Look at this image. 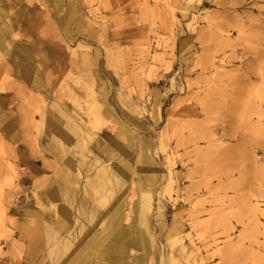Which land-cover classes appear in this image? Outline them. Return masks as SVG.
Here are the masks:
<instances>
[{"label":"rangeland","instance_id":"rangeland-1","mask_svg":"<svg viewBox=\"0 0 264 264\" xmlns=\"http://www.w3.org/2000/svg\"><path fill=\"white\" fill-rule=\"evenodd\" d=\"M20 4L15 44L33 53L23 65L34 84L0 51V264L63 263L68 254H49L58 241L33 256L27 243L67 206L75 215L67 233L93 223L64 197H96L81 176L97 145L121 179L99 213L119 190L125 220L133 215L140 191L122 165L142 166L161 264L169 255L179 264H264V0ZM66 166L81 177L66 180L67 195L57 184Z\"/></svg>","mask_w":264,"mask_h":264},{"label":"crops","instance_id":"crops-1","mask_svg":"<svg viewBox=\"0 0 264 264\" xmlns=\"http://www.w3.org/2000/svg\"><path fill=\"white\" fill-rule=\"evenodd\" d=\"M22 4H20V0H18L16 3H12L10 2V0H1L0 1V40L1 39H5V43L2 44L0 41V51L2 52L3 55H5L6 57H8L10 66L12 68V62H19L25 72V77L24 80L33 83L34 82L32 80H30L28 78V74H29V70H25L26 68L23 65V61L25 59H28L30 64H34V57H33V53L30 51V49H28V46H24V48H19L17 47V45L15 44L16 41H18L17 39H15L16 36V30L19 28V26L23 25L24 23V15H21V13H19V9H21ZM2 11V13H1ZM9 12H11L9 14ZM9 14V16L7 15ZM6 16V17H4ZM1 47L3 49H1ZM16 51H19L21 54H23V60L22 59H18L19 55L16 53ZM13 69V68H12ZM24 75V74H23ZM47 115V114H46ZM49 116V115H48ZM51 117V116H49ZM82 139H80L81 141ZM80 144V143H79ZM107 153V155H111V151L109 149H104L103 147L97 145V151L95 152V154H93V157L99 161V162H107V160L101 159L100 157V153L104 151ZM113 156V155H112ZM126 159L128 160V162H131L129 154L125 153L123 154L122 157H120V159ZM139 165L140 164H145L146 163V159L145 157L139 160ZM108 165H110V169L111 171L114 173V175H116L115 172V168L113 163H108ZM123 178L127 179L129 177V175L131 174H144L143 173V168L142 166L138 167V168H131L129 163L124 162L123 165ZM134 169V170H133ZM129 174V175H128ZM117 177V176H116ZM135 177V176H134ZM118 179V177H117ZM120 180L121 183V179ZM65 183L62 182L63 187V192L66 191L65 187L68 188V185H64ZM117 185L114 186L113 191L114 192L117 188ZM116 188V189H115ZM54 189V188H53ZM53 190L51 189L50 192V197L54 196L53 194ZM75 197H73L76 202H81V201H85V197L81 196L76 198L77 195L76 193ZM73 194V195H74ZM113 193L110 194V196ZM118 194H119V190H118ZM72 195V194H71ZM64 197V196H63ZM82 197H84L85 199H83ZM140 198V197H139ZM95 199V198H94ZM94 199L91 200L90 198H87L86 201H88L89 204V209L84 211V213H89V216L94 218L95 220L93 221V223L90 226L87 227H83L81 224V221L79 223V226L76 227V231L74 233L78 234V236H75L70 233H67V229L73 224V220L71 219V216H75V215H71L68 213V204L66 205V209H67V213L64 216H56L55 220L52 221V227H45L44 224L39 225L36 224L35 226L39 227L38 232V236L34 241L28 242L27 246L29 248V251L31 252V255H35L37 253H39L40 250H42L44 248L45 245H47V243L45 244L46 241H58V243H60V247H56L53 246L52 243L50 245H52V247L50 248L49 254L52 256V258L57 259V257H62L64 255V253L67 255V258L63 261L62 264H73V260L76 259V254L78 253V251L84 246V243L81 244L83 237L87 236L86 238L90 240V244H93L95 246H97V248L99 246H110V245H114L116 244L117 240L119 239L120 235L119 232L123 231L125 233H129L131 236H134L136 239H138V245L137 248H135V254L134 252H132V250L128 251L127 257H126V261H133L134 258L136 257H142L139 259H141V264H147V260L149 258L150 255H152L155 259L156 264H161L160 261H162V259L164 258L161 254L160 248L157 247L156 245V238H155V230H157V225H155V227H153L148 219V215L149 212L151 210V199H150V210L147 213L143 212V209L141 207V202L138 205V209L133 213V215L130 217H126L128 219V221L125 220L124 218V212L122 209V213H123V218L121 221H119V223L117 222V224L115 225L114 228L111 227L110 224L114 223L115 218L113 217V214H111L112 209L114 208V205L116 204L117 200H118V196L116 198V201L114 202V204L104 212V214H100L99 213V209H98V205L94 202ZM93 201V202H92ZM66 204V203H65ZM94 204V205H93ZM63 208H65V206L63 205ZM95 209L94 211L92 209ZM159 210V208H158ZM83 211V210H82ZM104 219H109L108 221H106V226L105 228H107L108 231H106V234L104 233L102 227H103V220ZM143 220V222L141 221ZM46 221H50V218H47ZM142 223H144V227L142 225ZM161 223V222H159ZM34 226V228H35ZM18 229L20 230V236L24 237V234L27 232V230H29L25 224H19ZM69 228V229H70ZM79 228V229H78ZM78 229V230H77ZM33 230V229H32ZM60 231V232H59ZM127 231V232H126ZM58 232V233H57ZM64 234L62 237L56 238L57 234ZM117 235V236H116ZM148 239V241L150 242L149 245H147V243L145 242V240ZM76 241V242H75ZM149 246V247H148ZM144 249V250H143ZM149 250L148 253H145V251ZM36 252V253H35ZM112 251L111 250H107L106 252H104L103 250V254H105L106 256V261L109 258V255ZM65 255V257H66ZM93 256V255H92ZM91 256V259H93ZM114 259L117 258L116 254L113 255ZM80 262L78 261V264ZM25 264V263H24ZM168 264H179L176 259L169 255L168 256Z\"/></svg>","mask_w":264,"mask_h":264},{"label":"bare ground","instance_id":"bare-ground-1","mask_svg":"<svg viewBox=\"0 0 264 264\" xmlns=\"http://www.w3.org/2000/svg\"><path fill=\"white\" fill-rule=\"evenodd\" d=\"M17 1L18 0H10V2H12V3H16ZM262 26H264V25H262ZM0 41L2 44L5 43V39H1ZM1 49H3V48L1 47ZM261 63H262V61H261ZM258 66H262L261 69L264 70V64L258 65ZM12 68L15 72L22 69V72H23L24 77H25L26 74H25V72H24V70H23V68L19 62L13 61L12 62ZM262 73H264V72H262ZM262 75H264V74H262ZM92 106L94 107L96 105L94 103H91V107ZM52 108H53V110L55 109L54 107H52ZM55 111L58 114V110L55 109ZM54 114H52V112H51V113H48L47 115L51 116L52 118H56L55 117L56 115H54ZM73 131H74V134L77 132V130L76 131L73 130ZM79 162L82 163L83 159H81ZM109 166L110 165H108L107 162H99L93 157V160L91 162H89L88 172H91V173H87L85 176H81L82 178L84 177L86 179L85 182H87L88 185L92 188V190L95 191L96 197L94 199V202L100 207L105 204L106 198L112 193L114 186L120 184V180L117 179L116 175H114V173L111 171ZM73 169H74L73 166L64 167L59 172V180L65 182L66 185L69 181H70L71 185H75L77 181H80L79 179L81 177H80V173L78 171H76V168H75L74 172L72 171ZM134 179L136 180V183L138 185V189L140 191L139 193H140L141 207L143 209V212L147 213L150 210V195L148 193L149 192L148 191L149 183L144 178V174L135 175ZM66 180H68V182H66ZM57 184H58L59 190L63 192L64 186L62 185V182L61 183L58 182ZM79 185L81 186L80 183H79ZM86 192H87V189H86ZM64 193H65V195L68 194L65 191H64ZM53 194L55 195L54 192H53ZM124 195H125V191L122 193L120 192L118 194V200H117L116 204L114 205V208L111 211V214H113V217L115 218L114 223L110 224L112 228L115 227L117 222L119 223V221H121L123 219L122 208L124 207V205H123L124 204L123 203V196ZM64 198H66L67 204H68V202L69 203L74 202L73 197L68 198L65 196ZM82 198L87 199V197H85V198L82 197ZM86 199H85V201L80 202L81 209L78 208L79 210H83V212L89 209L90 203L88 204V201H86ZM92 210L94 211L95 209L93 208ZM126 221H128L127 218H126ZM141 221L143 222V220H141ZM39 225H42V224H39ZM142 225L144 227L145 224L142 223ZM118 235H120V237L117 240L116 244L110 245L107 247L106 246H104V247L99 246L98 248H97V246L90 244V240L85 237L83 239V242L81 243V244L84 243V246L76 254L77 256H76V259L73 260V262H74L73 264H78V261L80 262L79 264H141V259H139V257L141 255L139 257L134 258L133 261H129V262L126 261L128 251L129 250L135 251V248L138 249L137 248V245L139 243L138 239H136L134 236H131L129 233L127 234L123 231L119 232ZM145 242L147 243V245H149V243H150L148 241V239H146ZM103 250H104V252H106L107 250L112 251L110 253L107 261H106L105 254H103ZM148 252H149V250L145 251V253H148ZM114 254H116V256H117V258H115V259L113 257ZM91 256L93 259H91ZM140 258H142V257H140ZM145 261H147V260H145Z\"/></svg>","mask_w":264,"mask_h":264}]
</instances>
